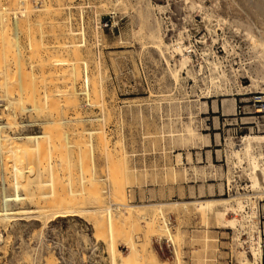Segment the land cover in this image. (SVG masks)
Masks as SVG:
<instances>
[{
	"label": "rangeland",
	"instance_id": "374dc122",
	"mask_svg": "<svg viewBox=\"0 0 264 264\" xmlns=\"http://www.w3.org/2000/svg\"><path fill=\"white\" fill-rule=\"evenodd\" d=\"M263 4V0H0V7L5 11L0 13L4 17L0 22V28H3L0 29V85L4 83L7 89L0 87V124L12 117L10 120L15 125L4 129L11 136L51 133H48L50 143L40 145V156L37 152H28L29 156L30 153L34 155L35 167L32 159L30 165L27 163L32 172L26 168V160L29 161L26 155H23V162H16L23 165L19 166L24 170L20 176L8 170L13 162L2 157L0 152V197L3 189L8 195L31 193L32 203L30 200H12L9 208L40 211L28 214V217L0 221V264H44V260L49 259L55 264L58 261V264H110L106 212H91L97 202L102 208H98L100 211L107 207L112 210L113 244L119 252L115 254L118 262L122 259L120 256L128 253L129 245L138 247L142 244L152 251L153 258L137 259L136 264H176V256L179 264H264L263 251L260 259L255 249L252 258L248 250L240 248V241L249 238L250 243V229L257 234V223L264 239L261 234L264 194H256L250 188L253 192L250 195H229L224 189L225 179L232 168L240 169L244 174L242 179L252 185L243 169L245 161L238 163L231 151L245 135H264L262 127L241 124L254 121L252 115H239L235 110L237 106L247 109L252 97L261 98L264 94L260 90L236 93L237 86L246 88L251 82L244 30L231 23L237 20L254 29L259 28L264 22V13L253 15L248 11L252 10L250 6L258 8ZM156 6H161L162 10L155 9ZM201 9L212 12L210 14L221 22L227 20L223 30L217 31L215 41H211V35H208L206 26L209 27V23H205L207 19L203 18ZM14 21L22 27H17V35ZM2 30L6 32L4 35ZM71 31L78 35H71ZM156 32L165 44L172 43L182 33L181 42L188 47L191 62L185 63L183 68L176 53L170 57L162 49L169 68L181 69L178 85L170 77L159 50L153 47L150 35ZM223 41L234 48L235 54L225 53ZM2 42L10 51L4 47L7 58L1 48ZM15 43L18 52H15ZM70 43H75L76 48L73 45L74 49H71L67 45ZM207 48L221 60L228 72L230 80L223 87L231 92L225 94L213 89L202 56ZM70 52L78 54L73 56ZM77 55L78 61L75 59ZM51 59H55L53 63ZM72 60L78 62L74 66L80 67L76 90L83 94L79 93L76 108L70 98L62 96L66 94L62 89H68L69 81L66 82L65 78L71 73V77L74 76L72 66L69 67L75 63ZM17 65H20L18 69ZM200 66L202 70L198 72ZM231 69L240 71L236 82L230 76ZM251 70L250 73L254 74ZM40 80H43L41 84ZM60 82L64 83L61 84L63 87L66 83V88ZM92 82L97 87L96 95H92ZM54 83L60 87L53 86ZM12 85H16L18 91ZM84 89L90 90L89 98L83 93ZM21 91L26 97L31 93L34 99L30 102L28 98V102L24 99L22 104L25 106L20 102L18 108L15 104L8 106L7 98L15 99ZM55 92L61 96H56ZM231 99H234L233 103ZM31 102L41 104L37 105V111L31 109L34 107ZM22 106L25 110L20 109ZM74 114L78 115L75 116L78 121L72 120ZM246 127H252L251 132ZM91 131L93 133L88 134ZM255 148L264 150V144L259 142ZM38 158L42 159L41 165ZM5 163L7 168L3 169ZM34 169L35 175L32 174ZM30 172L34 182L33 179L27 181ZM22 175L23 181L30 186L16 192L12 181L16 177L22 181ZM209 199H227V202H217L205 212L195 209L192 203ZM237 201L240 204H236ZM69 206L80 208V213L54 218L57 215L53 212ZM223 210L226 218L238 219L237 227L225 224ZM38 214L47 215L38 218ZM164 226L174 237L171 242L163 232ZM157 227V230L163 229L160 234L155 231ZM241 228L249 234L241 236Z\"/></svg>",
	"mask_w": 264,
	"mask_h": 264
},
{
	"label": "bare ground",
	"instance_id": "6f19581e",
	"mask_svg": "<svg viewBox=\"0 0 264 264\" xmlns=\"http://www.w3.org/2000/svg\"><path fill=\"white\" fill-rule=\"evenodd\" d=\"M10 1V0H9ZM16 1V0H15ZM24 1V0H23ZM119 1V0H118ZM240 1H242V0H240ZM250 1V0H249ZM22 2V1H21ZM192 2V1H191ZM244 2V1H243ZM263 2H264V0H263ZM14 3V2H13ZM192 3H195V2H192ZM245 3V2H244ZM244 3H242V4H244ZM250 3V2H249ZM254 3H256L255 1H254ZM261 4V3H260ZM17 5V4H16ZM58 5V4H57ZM191 5V4H190ZM241 5V4H240ZM245 5V4H244ZM264 5V4H263ZM151 6H152V4H151ZM192 6V5H191ZM196 6V5H195ZM218 6V5H217ZM236 6V5H235ZM246 6H247V4H246ZM21 7V6H20ZM154 7V6H153ZM152 7V8H153ZM192 7H194V6H192ZM199 7V6H198ZM251 8H252V10H250L251 8H249V10L250 11H248V13H250V14H253V15H259L260 13H264V6L262 7L261 5L257 8V6L256 5H253V6H250ZM26 9H29L28 7H25ZM151 8V7H150ZM158 8V10H162V8H161V6H156V8L155 9H157ZM201 8H203V7H201ZM0 9H2L1 7H0ZM16 9V8H15ZM14 9V10H15ZM25 9V10H26ZM20 10V9H19ZM243 10V9H242ZM8 11V10H7ZM6 11V12H7ZM17 11V10H16ZM23 11V10H22ZM204 12V19H207V21L206 20H204L205 21V23L206 22H208L209 24V27L208 26H206V30H207V28H208V31L207 32H209V36L211 37V41H215L216 40V38H217V35H216V33H217V31L218 30H223V27L224 26H226V21L227 20H223V22H221V21H219L217 18V15H216V17L217 18H214L210 13H212V12H206L204 9H201V12ZM27 13H28V11H26ZM144 12V11H143ZM161 12V11H160ZM228 12V11H227ZM246 12V11H245ZM0 13L2 14V13H5V11L3 12V9H2V12H1V10H0ZM21 13V12H20ZM23 13V12H22ZM21 13V14H22ZM8 14V13H7ZM6 14V15H7ZM13 14H16L15 12L13 13ZM244 14V13H243ZM247 14V13H246ZM23 15V14H22ZM252 15V16H253ZM262 15V14H261ZM4 16V15H3ZM246 16V15H245ZM249 16V15H248ZM251 16V17H252ZM10 17V16H9ZM6 18H7V16H6ZM214 18V19H213ZM262 17H260V19H261ZM3 19H4V17H2V16H0V22H3ZM264 19V18H263ZM262 20V19H261ZM261 20H259V21H261ZM4 21H6V20H4ZM22 21V20H21ZM156 23H157V21H155ZM261 22H263V20L261 21ZM234 26H237V27H242L243 28V30H244V41H245V43H246V48H247V51H246V55H247V61H248V72H249V78H250V82H251V84H250V86L249 87H241V86H237V89H236V93L237 94H241V93H243V92H246V91H251V90H260L261 92H262V94H264V22L261 24L260 23V25H259V28L257 27V28H253L250 24H242V23H240V22H238L237 20H234V21H232L231 22ZM7 24V23H6ZM5 24V25H6ZM19 24V23H18ZM15 21H14V30H15V35H17V30H18V28L17 27H20V24L18 25ZM4 25V26H5ZM18 25V26H17ZM23 25V24H22ZM205 25H207V24H205ZM257 25V26H258ZM22 27H20V29H21ZM25 28V27H24ZM158 28V27H157ZM0 29H3V28H0ZM69 29V28H68ZM154 29V28H153ZM6 30V29H5ZM142 30V29H141ZM64 31H66V30H64ZM158 31V30H157ZM2 34L4 35V33H6L4 30H2ZM9 32V31H8ZM67 32V31H66ZM75 32V31H74ZM73 31H71V35L72 34H74V35H78V34H75ZM81 32V31H80ZM76 33H78L77 31H76ZM157 33V32H156ZM158 33H159V31H158ZM151 34L150 35V33H149V35L151 36V39H152V44L154 45H152L153 47H156L157 48V50H159V52H160V54L162 55V57L164 58V60H165V62H166V64H167V68H168V70L167 71H169L168 73H170V77H172L173 78V82H175V84H177L178 85V83L180 82L179 81V71L181 70H178V69H170L169 68V63H168V60L166 59V57L164 56V53H163V50H165L166 52H167V54H169V56L170 57H172V54L173 53H176L177 54V56H179V65H180V67H184V65H185V63H187V62H191V58H190V54H188L187 53V51H188V47H186V46H183V44H182V42H181V40L183 39L182 38V33H179L178 34V38L177 39H173V41H172V43H170V44H165V42L163 41V39H162V36H160L159 34ZM68 34H70V33H68ZM80 34V33H79ZM70 35V36H71ZM81 35V34H80ZM6 36V35H5ZM5 36H2V37H5ZM19 36V35H18ZM68 36V35H67ZM146 37H148V36H146ZM17 38V37H16ZM55 38V37H54ZM72 38V37H71ZM82 38V37H81ZM3 39H5V38H3ZM205 39V38H204ZM13 40V39H12ZM16 40V39H15ZM65 40V39H64ZM0 41H2L1 40V38H0ZM32 41V40H31ZM56 41V40H55ZM4 42V41H3ZM2 42V43H3ZM5 42H7L6 40H5ZM12 42V41H11ZM58 42V41H57ZM70 42H72V39H71V41ZM204 42V41H203ZM30 43V42H29ZM67 43V42H66ZM65 43V44H66ZM73 43V42H72ZM62 44V43H61ZM6 44L5 43H3V47H1V48H3L2 50H4L5 51V48L4 47H7L6 49L8 50V52H10L9 51V49H8V45L7 46H5ZM13 45V44H12ZM42 45V44H41ZM67 45H70L71 46V49H74V48H72L73 47V45H75L74 47L76 48V44L74 43V44H67ZM67 45H64V46H67ZM222 45H223V49H224V51H225V53L227 54V55H229V54H235V52H234V48L233 47H231V46H229V44L226 42V41H223V43H222ZM2 46V45H1ZM39 46V45H38ZM43 46V45H42ZM11 47V46H10ZM9 47V48H10ZM35 47V46H34ZM151 47V46H150ZM13 48V47H12ZM12 48H10V49H12ZM37 48V47H36ZM57 48V47H56ZM59 48V47H58ZM66 48V47H65ZM70 48V47H69ZM155 48V49H156ZM45 49V48H44ZM70 49V51H72V52H74L73 50H71ZM163 49V50H162ZM31 50V49H30ZM40 50V49H39ZM60 50V49H59ZM77 49H75V51H76ZM236 50V49H235ZM3 51V52H4ZM19 51V49L16 47V43H15V52H18ZM47 51V50H46ZM55 51V50H54ZM6 52V51H5ZM8 52H6V55L4 56V57H6L7 58V53ZM12 52H13V50H12ZM11 52V53H12ZM39 52V51H38ZM64 52V51H63ZM14 53V52H13ZM20 53V52H19ZM1 54V53H0ZM43 54V53H42ZM70 54H72L73 56L75 55V54H78V52H75V53H71L70 52ZM8 55H10V56H13L14 54H8ZM17 55V54H16ZM21 55V54H20ZM30 55V54H29ZM72 55H70V56H72ZM166 55V54H165ZM212 56L213 55V52L210 50V48H207V49H205V51H203V54H202V56L205 58V63H206V65H207V71H208V74H209V80H210V83L212 84V87H214L213 89L214 90H217V92H218V90L222 93H229V92H231V91H228L227 89H226V87H223L225 84H227L228 83V81L230 80L229 79V77H228V72H226L225 71V69L223 68L224 66H222V62H221V60H218L214 55L211 57V59L209 60L208 59V56ZM39 56V55H38ZM17 57V56H16ZM78 55L75 57V59L78 61ZM3 58V57H2ZM8 58H10V57H8ZM14 58H15V56H14ZM49 58V57H48ZM169 58V57H168ZM19 58H17V60H18ZM74 59V58H73ZM171 59V58H170ZM8 60V59H7ZM53 60H55V59H53ZM53 60L51 59V61H52V63H53ZM63 60H65V59H63ZM74 61V60H72L71 62L73 63V61L75 62V63H73V65H71L70 63V68H71V66H72V71H73V73H74V76H72L71 77V75H73L72 73H71V75H70V77H69V75L67 76L68 77V79H66L65 78V81L67 80V81H69L67 84V86H68V89H66V90H64V89H62L64 92L63 93H66L68 96H66V94H62V96L64 97L65 96V98H70L71 99V102H73L72 104H74V107L76 106V101L78 100V95H79V93L80 92H82L81 90H80V92L78 93L77 92V90H76V85L79 83V81H78V79H80L79 77H80V75L78 74V72H79V66L78 65H76V66H74V64H76V62L77 61ZM4 61H6L5 59H4ZM43 61V60H42ZM60 61H61V59H60ZM14 62H16V61H14ZM20 62V61H19ZM29 62V61H28ZM65 62H66V60H65ZM16 63H18V61L16 62ZM21 63V62H20ZM34 63V62H33ZM40 63H42V62H40ZM48 63V62H47ZM78 63V62H77ZM3 64V63H2ZM22 64V63H21ZM64 64V63H63ZM12 65V64H11ZM14 66H15V64H13ZM12 65V66H13ZM62 65V64H61ZM83 65V64H82ZM3 66V65H2ZM18 66V65H17ZM20 66V65H19ZM19 66L16 68V69H18L19 68ZM30 66V65H29ZM40 66H42V64L40 65ZM39 66V67H40ZM52 66H53V64H52ZM64 66V65H63ZM67 66V65H66ZM173 66V65H172ZM23 67H24V65H23ZM43 67V66H42ZM49 67V66H48ZM76 67H77V69H76ZM21 68V67H20ZM55 68V67H54ZM68 68V67H67ZM66 68V69H67ZM250 69H252V70H254L253 72H254V74H251L250 73ZM1 70V69H0ZM21 70V69H20ZM57 70H58V67H57ZM202 70V66H200L199 67V70H198V72H200ZM251 70V71H252ZM15 71V70H14ZM41 71H42V68H41ZM54 71H55V69H54ZM71 71V72H72ZM247 71V70H246ZM246 71H244V72H246ZM18 72V71H17ZM21 72H23V70H21ZM21 72H20V74H21ZM26 72V71H25ZM65 72V71H64ZM189 72V71H188ZM1 74H2V72H0ZM4 73V72H3ZM41 73V72H40ZM48 73V72H47ZM51 73H52V71H51ZM59 73V72H58ZM61 73H62V70H61ZM192 73H194V72H192ZM17 74V73H16ZM19 74V75H20ZM42 74V73H41ZM45 74V73H44ZM191 74V73H190ZM195 74V73H194ZM193 74V75H194ZM198 74V73H197ZM9 75V74H8ZM18 75V74H17ZM22 75H24V73H22ZM52 75V74H51ZM240 75V71H238V70H235V69H231L230 70V76H231V78L233 79V81L234 82H236V80H237V78H238V76ZM3 76V75H2ZM5 76V75H4ZM190 77L192 76V75H189ZM18 77V76H17ZM24 77V76H23ZM22 77V78H23ZM84 77V76H83ZM187 77V76H186ZM6 78H8L7 76H6ZM12 78H13V76H12ZM57 78V77H56ZM63 78V77H62ZM82 78V77H81ZM91 78V77H90ZM95 78V77H94ZM194 78V77H193ZM1 79H4V77H2ZM17 79V78H16ZM24 79V78H23ZM39 79V78H38ZM49 79V78H48ZM48 79H46L47 81L46 82H48ZM59 79V78H58ZM57 79V80H58ZM64 79V78H63ZM14 80V79H13ZM34 80V79H33ZM33 80H32V82H33ZM56 79H55V81H57ZM84 80V79H83ZM182 80V79H181ZM185 80V79H184ZM4 82H5V80H3ZM2 81V82H3ZM11 80L9 79V82H10ZM21 81H23L22 79H21ZM37 81V80H36ZM41 81L43 82V80H40V84H41ZM51 81H52V78H51ZM64 80L62 81V82H65ZM66 81V82H67ZM87 83H88V77L86 76V80H85ZM93 81V80H92ZM17 82V81H16ZM45 82V81H44ZM53 82V81H52ZM52 82H50V83H52ZM94 82V81H93ZM91 83L92 84V89H93V94L92 95H96V88L97 87H95V83ZM21 83V82H20ZM28 83V82H27ZM47 84L48 86L49 85H51V84ZM33 84H34V82H33ZM43 84V83H42ZM58 84V83H57ZM60 85L61 84H64V83H59ZM90 84V85H91ZM236 84V83H235ZM60 85L58 86V85H55V83L53 84V86H58V88L60 87ZM5 86V84L4 83H1V85H0V87L2 88V87H4ZM13 86V85H12ZM35 86V85H34ZM53 86H50V87H53ZM62 87H63V85H61ZM65 87H63V88H66V83H65V85H64ZM78 86H79V84H78ZM78 86H77V89H78ZM227 86V85H226ZM13 87H16V85L15 86H13ZM21 87V86H20ZM30 87V86H29ZM47 87V86H46ZM48 88V89H51V88ZM85 87V86H84ZM263 87V88H262ZM27 88H28V85H27ZM54 88H56V87H54ZM99 88V87H98ZM3 89V88H2ZM4 89H5V87H4ZM16 89H17V91H18V88L16 87ZM21 89V88H20ZM5 90H7V89H5ZM34 90V89H33ZM52 90H54V89H52ZM57 90V88L54 90V91H56ZM59 90V89H58ZM57 90V91H58ZM98 90H100V89H98ZM103 90V89H102ZM31 91V90H30ZM34 91H36V90H34ZM46 91V90H45ZM54 91H53V93H54ZM66 91V92H65ZM90 91V90H89ZM89 91H88V89L85 91V89H84V94H85V96H88V98H89ZM207 91V90H206ZM12 92V91H11ZM22 92V91H21ZM23 92H24V90H23ZM18 93L17 94V92H16V94H17V96H15L14 98L15 99H8L7 98V104H8V106L9 105H12V106H14V104H15V107H20V105H19V103L21 102V104L23 103V101H24V99H25V102H28L26 99L28 98L29 99V102H30V100L32 101V98H31V93L30 94H28V96L26 97L25 96V94L24 93ZM48 92H50V91H48ZM47 92V93H48ZM60 92H61V90H60ZM203 92V91H202ZM219 92V93H220ZM4 93H5V91H4ZM58 93H59V91H58ZM213 93V92H212ZM55 94H57V92H55ZM81 94V96L83 95L82 93H80ZM208 94V93H207ZM215 94V93H214ZM10 95H11V93H10ZM30 95V96H29ZM59 94H57L56 96H58ZM205 95V94H204ZM41 96V95H40ZM59 96H61V95H59ZM58 96V97H59ZM80 96V97H81ZM84 96V97H85ZM98 96V95H97ZM97 96H96V98H97ZM102 96V95H101ZM62 97V98H63ZM94 97V96H93ZM87 98V97H86ZM261 98H263L264 99V95L261 97ZM34 99V98H33ZM56 99V98H55ZM64 99V98H63ZM94 99V98H93ZM52 100H53V98H52ZM51 100V101H52ZM64 100H66V99H64ZM90 100V99H89ZM38 101V100H37ZM57 101V100H56ZM225 101V100H224ZM227 101V100H226ZM230 101V100H229ZM228 101V102H229ZM232 101H234V99H231V102ZM46 102H47V99H46ZM64 102V101H63ZM87 102V101H86ZM90 102V101H89ZM104 102V101H103ZM227 102V103H228ZM40 103V102H39ZM53 103V102H52ZM59 103V102H58ZM66 103V102H65ZM69 103H70V100H69ZM233 103V102H232ZM31 104L32 105H34L32 102H31ZM44 104V103H43ZM50 104V103H49ZM71 104V103H70ZM87 104V103H86ZM93 104V103H92ZM103 104V103H102ZM226 104V103H225ZM23 105V104H22ZM36 105V104H35ZM34 105V107L32 106V108L31 109H35L34 111H37L38 110V106L37 105H41V104H37L36 106ZM64 105V104H63ZM67 105V104H66ZM100 105V104H99ZM23 106H25V105H23ZM23 106L20 108V109H22L23 108ZM43 106V105H42ZM47 106H49L48 105V102H47ZM53 107H54V105H52ZM51 106V107H52ZM105 106V105H104ZM226 106V105H225ZM228 106H231V105H228ZM17 107V108H18ZM55 107H56V105H55ZM73 107V106H72ZM73 107V108H74ZM1 108V107H0ZM25 108V107H24ZM22 109V110H25V109ZM40 108V107H39ZM48 108V107H47ZM76 108V107H75ZM74 108V109H75ZM226 108V107H225ZM232 109H234L233 107H231ZM230 108V110H232ZM16 108H14V110H15ZM27 109V108H26ZM28 109H30V108H28ZM37 109V110H36ZM50 109V108H49ZM55 109H57V108H55ZM66 109V108H65ZM64 109V110H65ZM109 109V108H108ZM87 110V109H86ZM33 111V110H32ZM53 111V110H52ZM55 111V110H54ZM225 111V110H224ZM228 111V110H227ZM226 111V112H227ZM2 112V111H1ZM13 112V111H12ZM66 112V111H65ZM85 112V111H84ZM107 112H108V110H107ZM229 112V111H228ZM232 112V111H231ZM14 113V112H13ZM55 114L56 113H58V111L57 112H54ZM15 114V113H14ZM64 114V113H63ZM79 114V113H78ZM77 115V114H76ZM75 114H74V119H72V120H75V121H78V117H75L76 116ZM6 116H8V115H5V117ZM66 116V115H65ZM78 116V115H77ZM4 117V118H5ZM57 117V116H56ZM102 117V116H101ZM7 118V117H6ZM5 118V119H6ZM12 117L10 116V119H11ZM82 118V117H81ZM80 118V119H81ZM9 118H7L6 120L7 121H5V123L3 124V125H1L0 124V152L2 153V154H4V155H2L1 154V156L3 157H7L6 158V160H8L9 159V161L10 162H13V163H10V165H9V167H8V170L10 169L12 172H14V174H23V172H24V170L22 169V167H23V165H20V164H22V163H18V165H17V160H18V162H20V161H22L23 160V155H26V159L28 158V160L29 161H27L26 160V168H29V167H27L28 166V164L30 165L32 162H30V160L31 161H33V163L35 162L34 160H33V158H34V155H32L31 153H30V156H29V153L28 152H32L33 154H34V152L36 153H38V156H40V153H42V151H40L41 149L40 148H42V146H44V145H42V144H45V142H46V144H48V142L50 143V138H49V135H48V133H49V131H45V132H42L41 134H26V135H23V136H11V135H7L5 132H4V129H6V127H11V126H13V124L14 123H12V121L10 120ZM49 119H51V118H49ZM56 119V118H55ZM72 120H70V121H72ZM88 120V119H87ZM92 120V119H91ZM95 120V119H94ZM98 120V119H97ZM67 121V120H66ZM102 121V120H101ZM53 123V122H52ZM49 124V123H48ZM74 124V123H73ZM80 124V123H79ZM15 125V124H14ZM55 125V124H54ZM58 125V124H57ZM100 125V124H99ZM46 126V125H45ZM48 126V125H47ZM75 126V125H74ZM44 127V126H43ZM42 127V128H43ZM49 127H52V125L51 126H49ZM49 127L47 128V129H49ZM53 127H56V125L55 126H53ZM57 127H59V126H57ZM67 128V127H66ZM81 128V127H80ZM101 129V128H100ZM51 130V129H50ZM90 131V130H89ZM94 131V130H93ZM95 132V131H94ZM96 132H99V130L98 131H96ZM95 132V133H96ZM93 132L91 131L90 133H88V134H92ZM49 134H51V133H49ZM58 136V135H57ZM53 137V136H52ZM56 137V136H55ZM59 137V136H58ZM50 139V140H49ZM56 139V138H55ZM58 139H60V138H58ZM102 140V139H101ZM259 142L261 143H263L264 144V135H252V134H249V135H245L243 138H242V141H241V143H240V145L239 146H237V148H235V149H233L232 151H231V155L237 160V162L238 163H240V162H242L243 160L245 161V168H243L244 169V171H245V173H246V175H247V179H248V181L249 182H252V185H249L248 187L249 188H251V190L253 191V192H255L256 194H264V150L262 149V150H259V148L258 149H256L255 148V145H257V144H259ZM53 144V143H52ZM40 145H42V146H40ZM261 145V144H260ZM52 146V145H51ZM50 146V147H51ZM256 147H259V146H256ZM44 148V147H43ZM55 149V148H54ZM43 150V149H42ZM45 150V149H44ZM53 150V149H52ZM55 151V150H54ZM54 151H51V153L52 152H54ZM40 152V153H39ZM48 152V151H47ZM29 157H31V156H33V157H31V158H29ZM42 156V155H41ZM43 156H44V154H43ZM48 157V156H47ZM5 159V158H4ZM39 159V158H38ZM41 159V158H40ZM39 159V162H40V165H41V160ZM5 161V160H4ZM23 162V161H22ZM28 162H30V163H28ZM28 163V164H27ZM32 163V165L34 166L35 165V163L33 164ZM6 164V163H5ZM55 164V163H54ZM30 166V167H32V168H34L33 166ZM38 165H39V163H38ZM39 165V166H40ZM241 165V164H240ZM7 166V164L5 165V167L4 166H2L3 167V169L4 168H7L6 167ZM19 166H22L20 169H19ZM241 167V166H240ZM30 169V168H29ZM29 169H28V172H29ZM48 169H49V166H48ZM242 169V170H243ZM8 170H7V173H8ZM33 170V169H32ZM54 170V169H53ZM4 171V170H3ZM30 171H31V169H30ZM27 172V173H28ZM32 172V171H31ZM31 172L29 173V174H31ZM35 172V169H34V171H33V173L32 174H36V173H34ZM28 175L27 176V178H29V180L27 179V181H29V182H31V180H32V182H34L35 180H34V178H33V175ZM17 176V175H16ZM21 176V175H20ZM25 176V175H24ZM35 177V176H34ZM20 178V177H19ZM22 178H24L23 177V175H22V177H21V180L22 181H20L19 179H17V177L16 178H14V180L12 181L13 183H12V185H13V187H14V189H15V191L17 192L18 191V189L20 188H22L21 190L23 191V190H25V188H29V186L30 185H28L26 182H24L23 181V179ZM36 178V177H35ZM25 179V178H24ZM31 179V180H30ZM248 183V182H247ZM256 183H258L257 185H256ZM2 184V183H1ZM35 186V185H34ZM32 187H33V185H32ZM24 188V189H23ZM31 188V187H30ZM33 189H34V187H33ZM30 190V189H29ZM32 190V189H31ZM5 190L3 189V191H1L2 193H1V197H0V221L1 222H5V221H7V220H9V219H12V218H17V217H22V216H24V217H28V216H30V215H28V214H33V213H40V211L39 210H35V211H33L31 208L29 209V208H27V209H24V208H22V209H18V210H13V209H11V208H9V203H10V201H12V200H14V201H17V202H24V201H31V200H33L32 198H31V193H26V194H18V193H14L13 195H8V194H6L5 192H4ZM25 192H27V191H25ZM32 193L34 192V191H31ZM243 196V195H242ZM256 197V196H255ZM79 198V197H78ZM233 199V198H232ZM73 200H75V199H73L72 198V201ZM77 200H79L80 201V199H77ZM29 201V202H30ZM33 201H31V203H32ZM66 202V201H65ZM74 202V201H73ZM217 202H221L222 204L223 203H225L226 204V202H227V199H209V200H196V201H194V202H192L193 204H194V206H195V209H197V210H202V211H206V210H211L212 208H213V206L217 203ZM236 202V201H235ZM68 203H70V202H68ZM74 203H78V202H74ZM63 204H64V202H63ZM114 204V203H113ZM118 204V203H117ZM117 204H116V207H115V205H114V207L116 208V209H118V207H117ZM124 204V203H123ZM186 203H184V205H185ZM236 204H240V202L239 201H237V203ZM68 205V204H67ZM75 205V204H74ZM97 205L99 206V203L97 202ZM96 205V206H97ZM120 205H122V204H120ZM217 205H219V203L217 204ZM221 205V204H220ZM95 206V208L94 209H91V212H96V211H98L97 213H99V212H106V216H107V226L106 227H108L107 228V234H108V245H109V252H110V258H111V263L110 264H136L135 263V261L137 260V259H141V258H146L147 259V257H151V258H153V253H152V251L149 249V248H145L144 247V245H142V244H140L141 245V248H138V247H140V245H138V247H136L135 245H133V244H131V245H127L128 247V253L126 254V255H124V256H120L119 258L121 259V261L120 262H118L117 260H119V259H117L116 260V257H115V254L116 253H119L118 252V250L115 248V245L113 244V221H112V214H111V209L109 208V207H107L106 209L104 208V210L105 211H100L99 209H102V208H100V207H96ZM127 206V205H126ZM126 206L124 207L125 209H126ZM222 206V205H221ZM223 206H225V205H223ZM237 206V205H236ZM75 207V206H74ZM121 207H123V206H121ZM120 207V208H121ZM184 207V206H183ZM76 208H78V207H76ZM74 209L73 207L71 208V206H69V207H66V208H64L63 210H59V211H56V212H53V214L54 215H57V216H54V218H56V217H65V216H67V215H76V214H78V213H80V208H79V210H77V209ZM99 208V209H98ZM129 208V207H128ZM223 208H225V207H223ZM98 209V210H97ZM113 209V208H112ZM125 209H124V211H125ZM46 210V209H45ZM83 210H87V209H83ZM159 210V209H158ZM121 211V210H120ZM119 211V212H120ZM135 211V210H134ZM78 212V213H77ZM128 212L130 213V210L128 209ZM136 212V211H135ZM141 212H143V211H141ZM140 212V213H141ZM210 212V211H209ZM226 211H224L223 210V218H224V222H225V224H227V225H229V226H232V228H233V226H235L236 224H237V222H238V219H236V218H226V213H225ZM48 213H49V211H48ZM121 213V212H120ZM134 213V212H133ZM138 213V212H137ZM137 213H135V214H137ZM244 213V212H243ZM53 214L51 215V216H53ZM89 214V213H88ZM100 214V213H99ZM220 214V213H219ZM35 215V214H34ZM47 214H38V215H36V217H43V216H46ZM98 215V214H97ZM96 215V216H97ZM129 215V214H128ZM221 215V216H222ZM130 216H131V214H130ZM136 216V215H135ZM242 216V215H241ZM94 217V216H93ZM101 217V216H100ZM102 218H103V216H102ZM105 218V217H104ZM142 218V217H141ZM146 218V217H145ZM155 218V217H154ZM153 218V219H154ZM246 218V217H245ZM18 219H21V218H18ZM240 219V218H239ZM141 220V219H140ZM247 220V219H246ZM155 221V220H154ZM249 221V220H248ZM156 223V222H155ZM249 223V222H248ZM115 224V223H114ZM152 225V224H151ZM249 225V224H248ZM257 226H258V223L256 224ZM255 225V226H256ZM92 226V225H91ZM96 226V230H97V224L95 225ZM95 226H93V227H95ZM157 226V225H156ZM160 226V225H159ZM158 226V227H159ZM242 226H244V225H242ZM255 227V229L257 230V234H255L254 233V231L253 230H251L250 229V231H251V240H250V254H251V256H252V258L254 257L253 256V251L255 250V249H257V253L259 254V257H260V259L262 258V251L264 252V239L261 237V235H260V228L259 227ZM158 227L156 228V230L155 231H157V233H159L160 234V231L161 230H163L164 229V231L163 232H165L167 235H168V237H166V238H168V241H172V238H174L173 236H171V234H170V231H169V228L168 227H163V229H159V230H157L158 229ZM161 227V226H160ZM159 227V228H160ZM235 227H237V226H235ZM241 227V226H240ZM153 228V227H152ZM155 228V227H154ZM99 229V228H98ZM115 230V229H114ZM154 230V229H153ZM159 231V232H158ZM249 234V233H248ZM105 235V234H104ZM2 236V235H1ZM0 236V237H1ZM106 236V235H105ZM159 237V236H158ZM177 238V237H176ZM97 241V240H96ZM104 241V240H103ZM95 242V241H94ZM143 244H145V243H143ZM176 244H177V242H176ZM236 244V243H235ZM145 246H146V244H145ZM147 246H148V244H147ZM177 246V245H176ZM152 247V246H151ZM174 251V250H173ZM242 252H243V250H242ZM117 256H118V254H117ZM245 259L247 260V257L245 256ZM179 262H180V260H179V257L178 256H176V264H179ZM58 263H59V261H58ZM57 263V264H58ZM44 264H55V262L53 261V260H51V259H49V260H44ZM254 264H260V263H254Z\"/></svg>",
	"mask_w": 264,
	"mask_h": 264
},
{
	"label": "built area",
	"instance_id": "2783aa9c",
	"mask_svg": "<svg viewBox=\"0 0 264 264\" xmlns=\"http://www.w3.org/2000/svg\"><path fill=\"white\" fill-rule=\"evenodd\" d=\"M236 112L239 115H252V118L254 121L244 122L241 123L243 125H255L256 127H262L264 128V99H261L259 96H254L252 99L248 102L247 109L242 108L241 106L236 107ZM260 123V124H259ZM260 125V126H259ZM252 128V127H251ZM251 128L246 127V129H250L249 132H251ZM242 136H239L241 138ZM241 141L238 143L240 144ZM239 144L235 145L237 147ZM232 172L228 173L226 179H225V185L224 189L227 194L229 195H236L240 194L243 196L250 195L253 192L250 191V188L247 186V180L242 179V176L244 175L240 169L238 168H232ZM249 211L248 206H246V211ZM247 211V212H248ZM260 225V224H258ZM240 232V230H239ZM241 236H243L245 233L248 235V231H245V229L241 228ZM261 234L264 237V227L261 230ZM248 238V237H247ZM249 238L244 241H240V248H245L250 252V245H249ZM169 247V246H168Z\"/></svg>",
	"mask_w": 264,
	"mask_h": 264
}]
</instances>
